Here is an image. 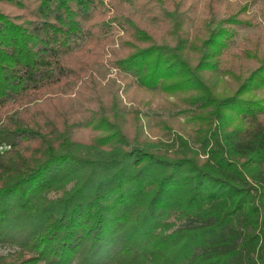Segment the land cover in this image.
<instances>
[{
	"label": "trees",
	"instance_id": "obj_1",
	"mask_svg": "<svg viewBox=\"0 0 264 264\" xmlns=\"http://www.w3.org/2000/svg\"><path fill=\"white\" fill-rule=\"evenodd\" d=\"M110 1L0 0V264H264V28Z\"/></svg>",
	"mask_w": 264,
	"mask_h": 264
},
{
	"label": "rangeland",
	"instance_id": "obj_2",
	"mask_svg": "<svg viewBox=\"0 0 264 264\" xmlns=\"http://www.w3.org/2000/svg\"><path fill=\"white\" fill-rule=\"evenodd\" d=\"M124 3L127 5V8L129 11H136V5L133 1L129 0H123ZM177 3L181 2L183 7L181 8V11H184L186 8L190 7L191 5H194L196 7V12L190 14L192 18H194V22L189 24V27L192 28L195 24H199L203 21L205 18V14L203 11V4L206 0H174ZM236 1H239L242 5L249 4V11L247 13V17L251 18L252 21L257 24L259 27L264 28V0H220L222 8L228 4V3H234ZM105 2V10H112V4L110 0H104ZM222 16H225V13L222 12ZM257 33V28H244L238 30V36L234 40L233 48L241 47L243 45H247L249 42V39L254 37V35ZM115 47L119 48L118 42H116ZM105 71L108 73L106 75L107 81L109 82V78L112 77L113 79L117 80L119 82V78L116 74L115 70H109L105 67L100 66L99 72L100 75L104 76ZM111 79V78H110ZM231 85V83H230ZM138 99L141 98H149V96L144 94H138ZM158 100V99H157ZM151 114L158 113V114H164L165 119L172 118V112H166L165 110H152L150 112ZM14 249L8 245H2L0 244V256L6 255L7 253L13 251Z\"/></svg>",
	"mask_w": 264,
	"mask_h": 264
}]
</instances>
